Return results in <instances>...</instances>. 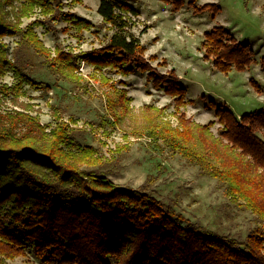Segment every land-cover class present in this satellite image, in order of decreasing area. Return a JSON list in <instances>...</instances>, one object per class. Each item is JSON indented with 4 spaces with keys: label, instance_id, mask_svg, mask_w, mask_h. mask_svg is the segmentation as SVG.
Returning <instances> with one entry per match:
<instances>
[{
    "label": "trees",
    "instance_id": "trees-1",
    "mask_svg": "<svg viewBox=\"0 0 264 264\" xmlns=\"http://www.w3.org/2000/svg\"><path fill=\"white\" fill-rule=\"evenodd\" d=\"M162 1L176 10L185 3ZM65 2L0 0V79L7 72L13 77L11 83L0 82V95L24 94L25 85L46 87L22 63L25 50L31 49L55 81L81 86L84 76L79 68L84 62L96 73L145 71L155 87L164 85L165 93L174 98L184 96L173 70L158 72L144 57L143 44L130 30L138 15L130 0H98L97 12L111 30L100 46L79 51L58 43L47 47L35 26L55 31V23L65 21L67 29L81 32L93 25L65 10ZM195 2L187 0L189 5ZM209 6L215 13L218 6ZM34 12L38 16L21 25L22 18ZM5 36L17 37L10 51ZM229 36L223 25L205 32V57H212L220 70L245 69L253 61L252 48ZM103 95L116 123L117 104ZM119 96L118 105H126L123 91ZM216 115L221 128L210 141V160L190 147L187 136L166 137L173 149L223 183L233 203L254 214L256 223L244 237L183 224L173 203L144 188L119 186L100 174L97 169L104 160H99L97 148L76 139L70 120L61 119L47 129L28 112L0 110V264L25 254L26 248L43 264H264V105L239 117L230 108H217ZM220 145L234 150L233 162L216 149Z\"/></svg>",
    "mask_w": 264,
    "mask_h": 264
},
{
    "label": "rangeland",
    "instance_id": "rangeland-1",
    "mask_svg": "<svg viewBox=\"0 0 264 264\" xmlns=\"http://www.w3.org/2000/svg\"><path fill=\"white\" fill-rule=\"evenodd\" d=\"M65 1V10L93 25L81 32L73 27L67 29L65 21L55 23V31L35 26L44 44L53 49L58 43L73 51L100 46L111 30L97 12L98 0ZM130 2L138 10L136 24L130 30L143 44L144 57L158 72L174 71L185 89L181 99L165 93L164 85L155 87L147 80L146 72L140 70L128 75L96 73L82 62L81 86L55 81L41 57L26 49V61L22 62L26 71L47 85L43 89L25 85V93L14 97L0 95V110L28 112L48 125L47 129L61 119L70 120L76 139L97 148L99 160H104L105 164L97 169L100 174L119 186L144 188L155 197L173 203L183 224H197L204 229L244 237L256 223L254 214L233 203L224 184L192 158L173 149L166 136L179 139L181 135L187 136L190 147L210 160V141L215 140L221 128L217 108H230L239 117L263 107L264 0H196L194 5L185 0L177 10L162 0ZM210 3L218 6L215 13ZM205 5L208 6L198 10ZM36 16L38 12L22 18L21 25ZM217 25L225 26L230 38L252 48L253 61L245 69L232 66L220 70L212 57H205L204 34ZM4 40L10 51L17 37L5 36ZM12 80L7 72L0 82ZM109 84H114L115 89ZM121 91L128 99L124 97L126 105L120 106ZM104 93L117 104L113 112L120 117L116 123L110 117L112 111L105 107ZM20 128L23 130V126ZM148 132H153V136ZM216 147L233 162L234 150ZM238 151L236 148L235 152ZM6 264L43 263L31 248H26L25 254L7 259Z\"/></svg>",
    "mask_w": 264,
    "mask_h": 264
}]
</instances>
